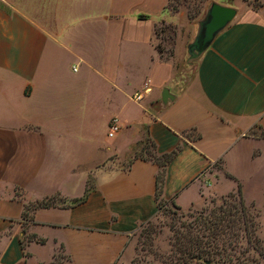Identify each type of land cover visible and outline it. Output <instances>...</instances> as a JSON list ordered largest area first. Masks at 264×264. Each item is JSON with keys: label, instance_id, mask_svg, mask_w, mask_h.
Returning a JSON list of instances; mask_svg holds the SVG:
<instances>
[{"label": "crops", "instance_id": "1", "mask_svg": "<svg viewBox=\"0 0 264 264\" xmlns=\"http://www.w3.org/2000/svg\"><path fill=\"white\" fill-rule=\"evenodd\" d=\"M170 1L0 0V264H124L161 201L187 209L264 164V0H212L237 12L194 58L203 16ZM182 21L188 34L160 53L158 25ZM92 42L110 100L128 98L107 131L117 117L127 133L83 158L68 145L99 114Z\"/></svg>", "mask_w": 264, "mask_h": 264}, {"label": "rangeland", "instance_id": "2", "mask_svg": "<svg viewBox=\"0 0 264 264\" xmlns=\"http://www.w3.org/2000/svg\"><path fill=\"white\" fill-rule=\"evenodd\" d=\"M240 1L242 4H257L254 0ZM211 2L213 1L171 0L167 8L168 11L187 16L192 20L197 15L202 17ZM39 16L42 24L52 23L48 13L44 17L43 14H39ZM158 31L160 38L158 43L166 54L171 52L180 37L188 34V28L184 21L179 23L162 22L158 25ZM89 47L93 51L94 65L86 71L85 76L88 82L93 84V93L97 97L99 114L97 117H93L91 128L84 133L75 134V139L70 140L68 145L78 157L83 158L95 157L96 154L99 156L102 150H98L97 147L100 146L104 151H107L108 144L118 142L122 138L121 134L127 133V130L123 128L121 132L118 130L113 136H107V116L118 113V108L126 104L128 98L122 94L118 99L110 100L112 92L109 90L107 78L109 71L101 62L102 48L93 42ZM75 67L80 72V65ZM191 71L192 67L189 66L184 76L189 77ZM79 72H74V75H78ZM136 74L141 81L144 77L143 72ZM115 94L117 95V92ZM112 118L114 117H111L110 120ZM145 147L147 152H153L149 143ZM145 152L142 151V153ZM216 167L220 169V164L217 163ZM227 175L234 178V188L209 192L201 201L187 209H182L170 201H161L156 216L143 221L133 233L132 240L126 249L124 264H165L169 255L170 257L180 255V246L184 243L197 238L205 239L204 235L212 230L208 227L212 226L211 223L218 220L223 214H229L234 210L242 212L243 208L246 210L247 218H241L239 225L249 224L252 230L241 229L238 235L229 234L227 236V240L230 242L237 241L239 243L236 249L230 250L234 262L228 264H238L236 257L242 262L241 264H256L257 261L264 264V164L253 166L251 172L241 179L230 174ZM58 199L64 201L62 198Z\"/></svg>", "mask_w": 264, "mask_h": 264}, {"label": "trees", "instance_id": "3", "mask_svg": "<svg viewBox=\"0 0 264 264\" xmlns=\"http://www.w3.org/2000/svg\"><path fill=\"white\" fill-rule=\"evenodd\" d=\"M157 34L159 36L158 27L156 29ZM160 53L164 54V50L161 49L159 43L157 45ZM171 52L166 55H171ZM169 156H165L167 160ZM54 198L50 197L42 202L40 205L49 206L53 204ZM238 212V215H236ZM247 218V213L245 208L241 211L234 210L229 214H223L218 220L212 222V226H209L208 229L212 228V230L205 234V239H195L190 240V242L184 243L180 246L181 253L178 256L168 257V261L165 264H228L234 262V258L232 257V253L230 250L236 249L239 246V243L235 241L234 243L227 240V236L229 234H233L236 236L240 233L241 229H251V225L245 224L244 226H240V219ZM252 230V229H251ZM259 240V239H257ZM260 243V241H257ZM264 257V256H263ZM238 264L242 262L239 261L238 257L235 258ZM256 264H261L257 261Z\"/></svg>", "mask_w": 264, "mask_h": 264}, {"label": "water", "instance_id": "4", "mask_svg": "<svg viewBox=\"0 0 264 264\" xmlns=\"http://www.w3.org/2000/svg\"><path fill=\"white\" fill-rule=\"evenodd\" d=\"M236 8L211 2L205 14L200 19L199 29L193 41L188 45L190 58L197 57L212 43L215 36L226 27L236 15ZM172 97L167 89L162 92V98L166 100Z\"/></svg>", "mask_w": 264, "mask_h": 264}, {"label": "built area", "instance_id": "5", "mask_svg": "<svg viewBox=\"0 0 264 264\" xmlns=\"http://www.w3.org/2000/svg\"><path fill=\"white\" fill-rule=\"evenodd\" d=\"M149 92H150V88H144L142 90H138L134 94L133 99L136 101H140L144 97V95L148 94ZM118 130H119L118 118L114 117L110 120L108 135L113 136L114 133L117 132Z\"/></svg>", "mask_w": 264, "mask_h": 264}]
</instances>
